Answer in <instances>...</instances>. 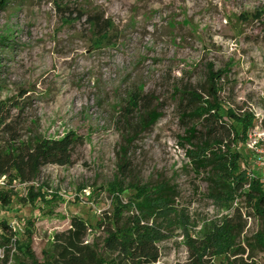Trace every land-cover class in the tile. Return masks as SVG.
<instances>
[{"label":"rangeland","instance_id":"1","mask_svg":"<svg viewBox=\"0 0 264 264\" xmlns=\"http://www.w3.org/2000/svg\"><path fill=\"white\" fill-rule=\"evenodd\" d=\"M89 16L111 23L109 41L96 38ZM0 37L10 40L0 46V100L23 102L13 114L26 128L80 139L70 165L45 166L33 183L50 204L24 205L29 185L6 187L16 196L0 207V221L18 238L33 223L38 264L74 216L91 225L88 242L101 236L94 227L117 204L110 192L116 180L126 188L163 182L178 190L156 264H193L191 241L201 245L236 207L248 219L245 237L262 229L247 203H216L207 175L190 165L186 132L193 123L182 118V91L205 90L211 66L226 73L219 83L226 108L256 117L247 143L235 148L242 167L264 182V0H9L0 8ZM151 111L161 118L144 130L141 117ZM133 194L128 188L121 200ZM253 255L264 264V251ZM243 260L236 264L251 263ZM19 263L34 264L14 249L9 264Z\"/></svg>","mask_w":264,"mask_h":264},{"label":"trees","instance_id":"2","mask_svg":"<svg viewBox=\"0 0 264 264\" xmlns=\"http://www.w3.org/2000/svg\"><path fill=\"white\" fill-rule=\"evenodd\" d=\"M8 3L9 0H0V8L4 9ZM88 21L96 38L109 41L112 25L107 19L89 16ZM9 42L8 38L0 37L1 47L10 45ZM225 74L223 70L214 71L211 66L205 90L182 91L187 102L182 118L193 123L186 132V143L191 146L187 156L195 171L207 175L210 197L216 203H247L251 210L249 217L258 219L262 229L250 238L245 237L248 219L242 208L236 207L232 217L205 234L200 240L201 245H193L195 241H191L193 264H236L244 261L245 256L251 260L247 264H257L253 261V252L264 251V182L242 167L243 155L235 148L247 143L249 132L256 126V117L252 113H238L233 108H226L220 99L219 85ZM22 105L23 102L15 98L0 100V177L6 176L9 185L14 181L29 185L28 195L22 200L24 205H48L51 202L47 192L33 183L45 166L70 165L80 139L74 134L50 139L33 128H26L20 120L21 115L13 114L14 110L21 112ZM160 118L159 113L148 112L141 117L140 125L147 130ZM120 170L123 173L124 165H120ZM128 188L134 194L124 203L120 196ZM110 192L116 196L117 204L112 212H104L96 223L94 229L101 236L88 242L91 225L74 216L69 230L55 234L52 250L44 264L159 262L158 244L166 238L163 222L169 221L172 215L179 198L177 188L163 182L156 186L132 184L126 188L116 180L110 185ZM15 196L12 189L0 187V207H10ZM31 227L34 225L29 221L25 235L18 238L10 223L0 221V246L6 245L0 264L10 263L14 249L38 264L32 250Z\"/></svg>","mask_w":264,"mask_h":264},{"label":"built area","instance_id":"3","mask_svg":"<svg viewBox=\"0 0 264 264\" xmlns=\"http://www.w3.org/2000/svg\"><path fill=\"white\" fill-rule=\"evenodd\" d=\"M22 186H26V184H21ZM11 187V185L8 184L6 176L0 177V187ZM9 187V188H10ZM13 187V186H12ZM14 231H16V228L13 226ZM0 258H4V254L1 255V249H0Z\"/></svg>","mask_w":264,"mask_h":264}]
</instances>
